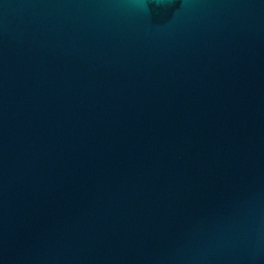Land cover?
Masks as SVG:
<instances>
[{
	"label": "water",
	"instance_id": "obj_1",
	"mask_svg": "<svg viewBox=\"0 0 264 264\" xmlns=\"http://www.w3.org/2000/svg\"><path fill=\"white\" fill-rule=\"evenodd\" d=\"M0 264H264V0H0Z\"/></svg>",
	"mask_w": 264,
	"mask_h": 264
}]
</instances>
